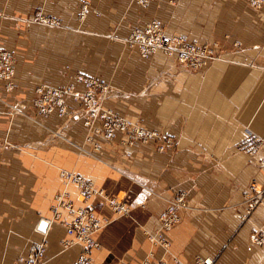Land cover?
I'll return each mask as SVG.
<instances>
[{"label":"crops","instance_id":"crops-1","mask_svg":"<svg viewBox=\"0 0 264 264\" xmlns=\"http://www.w3.org/2000/svg\"><path fill=\"white\" fill-rule=\"evenodd\" d=\"M84 1L89 5L79 18ZM37 8L60 25L31 21ZM152 19L169 35L217 42L220 57L201 72L161 52L139 58L123 38ZM0 44L17 61L14 91L0 90V98L20 110L10 119L0 104V264H13L41 239L38 215L49 218L64 189L59 168L86 176L130 207L119 216L98 196L87 202L100 219L111 220L95 234L100 247L92 251V264H141L150 251L154 260L165 257L140 226L156 230L159 212L179 191L192 208L180 211V221L165 234L172 254L185 261L199 256L215 264H264V248L249 240L262 223L264 204L243 219L247 185H264L257 163L264 154V9L245 0H148L145 6L133 0H0ZM76 73L108 88L106 103L118 112L172 136L173 147L159 152L150 142L123 148L125 135L118 131L101 142V163L79 156L68 142L82 144L87 134L79 106H71V118L32 122L34 88L65 84ZM45 128L60 129L66 140L50 138ZM248 133L263 140L254 158L235 148ZM123 150L132 157L120 156ZM66 190L75 205H84L74 185ZM67 238L57 223L48 227L47 264H72L80 246L63 251L60 240Z\"/></svg>","mask_w":264,"mask_h":264},{"label":"built area","instance_id":"built-area-1","mask_svg":"<svg viewBox=\"0 0 264 264\" xmlns=\"http://www.w3.org/2000/svg\"><path fill=\"white\" fill-rule=\"evenodd\" d=\"M145 5L144 0H139ZM248 4L255 9H264V0H247ZM39 23H51V20L45 18L41 13L36 14ZM128 42L135 46L143 58H150L156 52L161 51L168 56L174 55L178 62L186 68L200 70L211 63L218 53L216 52L215 42L197 43L189 41L186 34L167 35L164 28L158 21L147 24L144 28H137L129 36ZM13 59L9 51H0V77L8 79L14 74ZM12 84L5 85L8 91L12 89ZM98 84L90 78L76 76L71 84L67 85H40L36 88L35 103L38 114L49 116L54 115L57 119H68L74 114L72 107L82 112L84 126L94 131L96 139L87 136L82 144H75L80 152L93 155L101 150L102 141H112L119 131L125 135L121 143L126 147L135 145L137 141L146 143L157 140L161 137L156 130H147L136 120H132L119 114L113 108L108 107L103 98L95 93V87ZM72 106V107H71ZM45 117V118H46ZM98 122V125L92 126V122ZM57 132L53 137H57ZM163 149V146H160ZM125 155H131L130 151H125ZM104 162V161H103ZM261 166L264 167V156L261 158ZM111 166V165H110ZM114 167V166H113ZM117 170V168H115ZM119 170V169H118ZM59 177L62 180L64 189L55 195L52 206V218L42 219L46 230L52 222L60 224L67 234L68 238L60 240L63 250H66L76 244L80 246V251L72 264H92V251L100 247L95 239V234L106 224L105 218L100 219L94 206L73 205L68 196L67 186L74 185L78 196L83 202L89 201L92 197L98 196L104 204H107L115 214L124 215L129 213L126 204L116 200V198L104 193L102 188L96 186L86 176L61 169ZM250 194L255 191L252 184ZM260 192L249 197L248 206L252 208L260 199ZM189 207L186 192L181 191L179 195L168 199L167 206L157 217L158 228L151 232L146 231L148 241L153 246L162 248L165 257L154 260V254L150 251L141 264H214L211 258L196 257L191 261H183L178 256L170 252V241L165 235L171 230L179 217L177 209ZM62 211L66 216H62ZM264 223V219H263ZM251 241L264 246V229L258 236L251 237ZM46 244L31 243L24 254L19 255L14 264H46ZM170 260V261H169Z\"/></svg>","mask_w":264,"mask_h":264},{"label":"rangeland","instance_id":"rangeland-1","mask_svg":"<svg viewBox=\"0 0 264 264\" xmlns=\"http://www.w3.org/2000/svg\"><path fill=\"white\" fill-rule=\"evenodd\" d=\"M136 4H139L140 6H145L146 4H147V2H148V0H144V3H145V5H142L141 4V2H139V0H133ZM246 1V3H248L247 2V0H245ZM89 5V2L88 1H84L83 2V4H82V6H81V10H80V12H79V18H83L84 16H85V14H86V10H87V6ZM250 6V5H249ZM41 13L45 18H47V19H49V20H51V23H39L40 21L39 20H37L36 19V14L37 13ZM95 12V14L96 15H98V12L97 11H94ZM31 21H33V22H35V23H38V24H42V25H46V26H59L60 25V22H59V20H57L56 18H54V17H52V16H49V15H46V14H44L43 12H42V10L40 9V8H37L36 10H35V12H34V15H33V17H32V19H31ZM153 21H158V20H156V19H152V20H150V21H148V22H146L144 25H142V26H138V27H135V28H133L131 31H130V33L128 34V36L127 37H125V38H123V41H124V43H125V45H126V47H127V49H129V50H131V51H134V53H136V55L139 57V58H141V59H143V60H149V59H151L156 53H158V52H161V51H158V52H156L153 56H151L150 58H143L141 55H140V51L135 47V46H132V45H130V42H128V39H129V36H130V34L132 33V31H134L135 29H137V28H144V27H146L147 26V24H149V23H151V22H153ZM159 22V21H158ZM161 23V22H160ZM161 25L163 26V24L161 23ZM163 28H164V32H165V27L163 26ZM165 34H167L166 32H165ZM167 35H169V34H167ZM172 35H176V34H172ZM169 36H171V35H169ZM190 41V40H189ZM198 43V42H197ZM205 43V42H204ZM216 43V48H215V50H216V52L218 53V56L216 57V59H214V60H217L219 57H220V47H218V43L217 42H215ZM199 44H201V43H199ZM4 50H7V51H9L10 52V54H11V57H12V59H13V69H14V74L12 75V76H10V82H9V80L8 79H4V78H2V77H0V90L2 91V92H4V93H8V94H11V93H13V91H14V88H15V86H16V76H15V68H16V55H15V53H13L11 50H9L8 48H6L5 46H3V45H1L0 44V51H4ZM161 53H163V52H161ZM164 54V53H163ZM166 55V54H165ZM166 56H168V55H166ZM171 57H174L175 59H176V62H177V64L178 65H180V66H182V67H184L183 65H181V63L180 62H178V60H177V58L174 56V55H172ZM213 60V61H214ZM212 61V62H213ZM211 62V63H212ZM211 63H209L206 67H208ZM206 67H204L203 69H200V70H196V69H191V68H186V67H184L185 69H187V70H189V71H191V72H201L202 70H204ZM76 76H83V77H87V78H90V79H93L97 84H98V86H96L95 87V93H96V95L97 96H99L100 98H103V100H104V102H105V104L108 106V107H111V108H113L115 111H117L113 106H110V105H108L107 103H106V98H107V92H108V88H107V91L106 90H102V85L99 83V81L98 80H96L95 78H93V77H91V76H88V75H86V74H82V73H76V74H74L72 77H71V80L69 81V82H67V83H65V84H59V85H67V84H71L73 81H74V79H75V77ZM7 84H12L11 86H13L12 87V89L10 90V91H8V88H6L5 87V85H7ZM46 84H50V85H55L56 83H39L35 88H34V96H33V99L31 100V108H33V112H32V115L30 116V118H31V120H32V122H36V123H39V124H41V122H43L42 121V119H44L45 117H46V115H43V114H38V111H37V105H36V103H35V99H36V94H35V90H36V88L38 87V86H40V85H46ZM0 104H4L5 105V107H6V111H4V113L7 115V116H9L10 117V119H13L14 117L13 116H15L20 110H19V108L17 107V105L16 104H14V103H10V102H6V101H3L1 98H0ZM118 112V111H117ZM119 114H121V115H123L124 117H126V118H129V119H132V120H136V119H133V118H131V117H128V116H126V115H124V114H122V113H120V112H118ZM49 116H54V115H49ZM49 116H47V117H49ZM46 117V118H47ZM45 118V119H46ZM59 120H61V119H59ZM138 123H140V125H142L143 127H145L147 130H156V129H151V128H147L145 125H143L139 120H136ZM62 123H64L63 121H62ZM84 124V123H83ZM96 125H98V122L97 121H95V122H92V126H96ZM86 128H87V134H86V136H85V139H84V141L87 139V136H91L93 139H96L97 137H96V135L94 134V131L92 130V129H89L87 126H85ZM46 130H47V134L50 136V138H52V139H57V138H62V139H65L66 140V138H64L65 136L62 134V132L60 131V129H58L57 131H51L50 132V129L49 128H45ZM156 131H158V130H156ZM54 132H57V137H53L52 135H53V133ZM59 132V133H58ZM159 133H160V135H161V137L160 138H158L157 140H152V141H148V142H146V143H142V142H140V141H137L136 142V144L137 143H139V144H147V143H150V142H153L154 144H155V146H156V149L159 151V152H164V151H166L167 149H169L170 147H173V145L175 144V139L172 137V136H169V135H167V134H165V133H162V132H160V131H158ZM248 132V131H247ZM83 141V142H84ZM69 142V144H71L72 146H73V148L78 152L77 154L79 155V156H81V155H85V156H88V157H92V158H94V159H96L98 162H101V163H103V160H102V158H100L98 155H97V153H94L93 155H90V154H85V153H82V152H80L79 151V149L75 146V143H73V142H71V141H68ZM263 142V140H261L260 138H258V137H256L254 134H251V133H248L247 134V137L243 140V141H241L237 146H235V148L237 149V150H242V151H246L247 153L249 152V155L251 156V158H254L255 156H256V152H257V150L259 149V147L261 146V143ZM6 143H8V142H6ZM122 144V143H121ZM163 146V149L161 150L160 149V146ZM133 146V145H132ZM131 146V147H132ZM122 147L123 148H127L126 146H124L123 144H122ZM125 151H127V150H125ZM124 150L122 151V154L121 153H119V155L121 156V155H124L123 157H125V158H131L132 157V155H125L124 154V152H125ZM129 151V150H128ZM264 156V154L262 155V156H260L258 159H257V163H258V165L260 166V168H264V167H262L261 166V158ZM109 165V164H108ZM109 167H111L112 169H114L115 171H117V172H119L120 174L122 173V171H120V170H116L115 169V167H113V166H110L109 165ZM61 169H64V168H59V169H57V176L59 177V171L61 170ZM66 170H68V169H66ZM69 171H73L74 172V170H69ZM76 173V172H75ZM60 178V177H59ZM89 179V178H88ZM62 181V180H61ZM90 181H92V180H90ZM92 183H94L93 181H92ZM95 184V183H94ZM254 185V187H255V191H252V194H250V186L251 185ZM96 185V184H95ZM256 192H260V199H259V201L257 202V204H255V206H253L252 208H250L249 206H248V203H249V197L251 196V195H253V194H255ZM179 193H181V191H179V192H177L174 196H176V195H179ZM173 196V197H174ZM113 197V196H112ZM172 197V198H173ZM243 204H244V214L246 215V216H244L243 217V219H246L247 218V214H250V213H252V212H254V210L256 209V208H258V207H260V206H262L263 204H264V185H262V186H260V187H258L257 186V184H256V182H255V180H252L251 182H249V184L247 185V191L244 193V195H243ZM115 198V197H114ZM171 199V198H170ZM88 202V201H87ZM87 202H83V204H86V205H89V204H87ZM121 203H123V204H125V202H123V201H121ZM53 204L54 203H52L51 204V206H50V211H51V216L49 217V218H52L53 217V215H52V206H53ZM73 205H74V202H73ZM90 206V205H89ZM125 206H127V205H125ZM166 206H167V204L165 205V207L163 208V209H161V211L162 210H164L165 208H166ZM128 207V206H127ZM129 208V212H130V207H128ZM190 208H192V207H185V208H179V209H177V214H178V217H179V219H178V221L174 224V226L180 221V215H179V213H180V211H182V210H189ZM160 211V212H161ZM159 212V213H160ZM64 212L62 211V214H63ZM115 214V213H114ZM116 215H118V214H116ZM126 215H128V214H124V215H119V216H126ZM49 218H46V217H44V216H42L41 214H39L38 215V221H37V224L35 225V230H37V231H39V229H44L45 227H46V225H45V227L44 228H41L40 227V224H41V222H44V221H42V219H49ZM263 219H264V214H263V217H262V223H261V225L257 228V229H255L252 233H251V235H250V238H249V240H250V242L252 243V244H254V245H257V246H260V247H263L264 248V246L263 245H259V244H256V243H254V242H252L251 241V237H253V236H258L262 231H263V229H264V223H263ZM107 220V222H106V224H108L111 220H109V219H106ZM53 223H56V222H52L50 225H52ZM58 224V223H57ZM105 224V225H106ZM49 225V226H50ZM58 225H60V224H58ZM104 225V226H105ZM48 226V227H49ZM61 226V225H60ZM173 226V227H174ZM62 227V226H61ZM141 227V230H142V233L144 234V236L146 237V239H147V236H146V231H150V230H148L147 228H145L144 226H140ZM172 227V228H173ZM39 228V229H38ZM63 228V227H62ZM103 228V227H102ZM101 228V229H102ZM171 228V229H172ZM64 229V228H63ZM155 231V230H154ZM170 231V230H169ZM41 234H42V237H41V239L40 240H37V241H32V242H30L29 243V245L31 244V243H40V242H42V243H44V244H46V246H48V241H47V233H48V228H47V230H46V236H44V232H41V231H39ZM151 232H153V231H151ZM63 240V239H62ZM147 241H148V239H147ZM148 243H150L149 241H148ZM100 244V243H99ZM151 244V243H150ZM28 245V246H29ZM99 249V248H98ZM63 250V249H62ZM67 250V249H66ZM46 251H47V248H46ZM63 251H65V250H63ZM24 254V253H23ZM148 254V253H147ZM21 255V254H20ZM19 257V256H18ZM17 257V258H18ZM196 257H199V256H195L194 258H196ZM16 258V259H17ZM46 258H47V256H46ZM194 258H192L191 260H193ZM201 258V257H200ZM203 258H210V257H203ZM158 259H160V258H157V259H155V261L156 260H158ZM212 259V258H211ZM191 260H187V261H191ZM213 260V259H212ZM183 261H185V260H183ZM15 262V261H14ZM213 263L215 264V262H214V260H213ZM14 264V263H13ZM46 264H47V262H46Z\"/></svg>","mask_w":264,"mask_h":264},{"label":"water","instance_id":"water-1","mask_svg":"<svg viewBox=\"0 0 264 264\" xmlns=\"http://www.w3.org/2000/svg\"><path fill=\"white\" fill-rule=\"evenodd\" d=\"M41 225H44V227H45L46 224H45V222H41L40 227H41ZM44 227H43V228H44ZM41 228H42V227H41Z\"/></svg>","mask_w":264,"mask_h":264},{"label":"snow or ice","instance_id":"snow-or-ice-1","mask_svg":"<svg viewBox=\"0 0 264 264\" xmlns=\"http://www.w3.org/2000/svg\"><path fill=\"white\" fill-rule=\"evenodd\" d=\"M41 227L43 228V227H44V225H41Z\"/></svg>","mask_w":264,"mask_h":264},{"label":"bare ground","instance_id":"bare-ground-1","mask_svg":"<svg viewBox=\"0 0 264 264\" xmlns=\"http://www.w3.org/2000/svg\"><path fill=\"white\" fill-rule=\"evenodd\" d=\"M105 193V192H104ZM111 209V208H110ZM112 210V209H111Z\"/></svg>","mask_w":264,"mask_h":264}]
</instances>
